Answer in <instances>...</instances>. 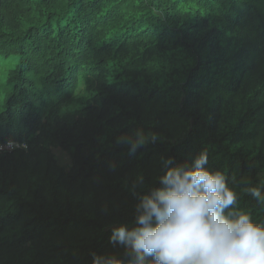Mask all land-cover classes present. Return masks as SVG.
Listing matches in <instances>:
<instances>
[{
    "label": "trees",
    "instance_id": "16d2710c",
    "mask_svg": "<svg viewBox=\"0 0 264 264\" xmlns=\"http://www.w3.org/2000/svg\"><path fill=\"white\" fill-rule=\"evenodd\" d=\"M138 128L159 139L130 154L117 137ZM9 140L27 146L0 154V264L123 257L112 227L134 226L163 159L207 149L230 186L264 175V0H0ZM238 207L264 223L256 198Z\"/></svg>",
    "mask_w": 264,
    "mask_h": 264
},
{
    "label": "clouds",
    "instance_id": "9594fccd",
    "mask_svg": "<svg viewBox=\"0 0 264 264\" xmlns=\"http://www.w3.org/2000/svg\"><path fill=\"white\" fill-rule=\"evenodd\" d=\"M158 139L138 128L117 143L135 154ZM163 164L159 187L135 205L134 226L112 227L110 243L124 249L123 257L93 253L92 264H264V223L238 207L245 194L264 205V175L230 186L222 171L206 167L207 149L191 163L174 164L168 157ZM143 186L140 174L133 189Z\"/></svg>",
    "mask_w": 264,
    "mask_h": 264
},
{
    "label": "rangeland",
    "instance_id": "374dc122",
    "mask_svg": "<svg viewBox=\"0 0 264 264\" xmlns=\"http://www.w3.org/2000/svg\"><path fill=\"white\" fill-rule=\"evenodd\" d=\"M223 117L225 119V123L235 124L238 121V112L235 109H232L231 107L225 108ZM261 143L262 137L258 136L257 138H254L250 141L249 146L258 147ZM53 150L62 165H70L71 155L69 152L63 150L60 147H54Z\"/></svg>",
    "mask_w": 264,
    "mask_h": 264
},
{
    "label": "built area",
    "instance_id": "2783aa9c",
    "mask_svg": "<svg viewBox=\"0 0 264 264\" xmlns=\"http://www.w3.org/2000/svg\"><path fill=\"white\" fill-rule=\"evenodd\" d=\"M25 143H20L18 141L9 140V141H0V154L8 151H12L16 148H26Z\"/></svg>",
    "mask_w": 264,
    "mask_h": 264
}]
</instances>
